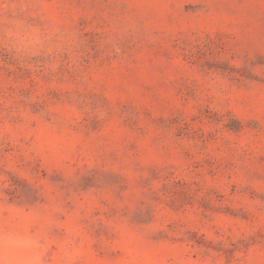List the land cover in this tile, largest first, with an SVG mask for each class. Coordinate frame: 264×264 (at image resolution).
Segmentation results:
<instances>
[{"label": "rangeland", "instance_id": "rangeland-1", "mask_svg": "<svg viewBox=\"0 0 264 264\" xmlns=\"http://www.w3.org/2000/svg\"><path fill=\"white\" fill-rule=\"evenodd\" d=\"M0 264H264V0H0Z\"/></svg>", "mask_w": 264, "mask_h": 264}]
</instances>
